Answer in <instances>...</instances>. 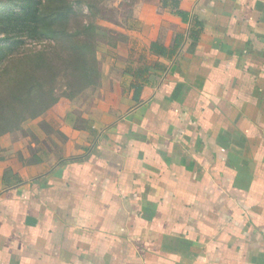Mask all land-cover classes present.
Returning <instances> with one entry per match:
<instances>
[{
	"label": "crops",
	"instance_id": "obj_1",
	"mask_svg": "<svg viewBox=\"0 0 264 264\" xmlns=\"http://www.w3.org/2000/svg\"><path fill=\"white\" fill-rule=\"evenodd\" d=\"M163 1L0 138V264H264V0Z\"/></svg>",
	"mask_w": 264,
	"mask_h": 264
},
{
	"label": "trees",
	"instance_id": "obj_2",
	"mask_svg": "<svg viewBox=\"0 0 264 264\" xmlns=\"http://www.w3.org/2000/svg\"><path fill=\"white\" fill-rule=\"evenodd\" d=\"M15 2L0 0V138L26 128L48 109L61 110L58 105L96 86L99 75L100 37L83 11L92 13L94 0ZM176 13L187 20L186 12ZM26 40L46 43L26 49Z\"/></svg>",
	"mask_w": 264,
	"mask_h": 264
},
{
	"label": "rangeland",
	"instance_id": "obj_3",
	"mask_svg": "<svg viewBox=\"0 0 264 264\" xmlns=\"http://www.w3.org/2000/svg\"><path fill=\"white\" fill-rule=\"evenodd\" d=\"M8 1V0H6ZM15 4V0H9ZM143 0H94L96 4V8L92 10V13H89L86 10V7H83L84 13H87L89 16V21L92 22L96 28V33L99 35V39L96 44L97 50V61H98V79L96 86L102 80L103 75L113 74V66L116 67V62L118 58L115 57L119 53L120 48H125V43L127 40V21L130 17H132L137 10L139 4ZM3 35H0V39ZM6 43V42H5ZM46 41L44 40H26L24 43V47L26 49H37L44 46ZM3 44L0 40V46ZM63 84V82H59ZM96 86H89L85 90L81 91L71 102H66L64 105H58L61 110H55L58 113H64L65 111H69L74 101L80 95L90 93L95 91L93 89ZM66 91H69L67 89ZM87 98V96H86ZM86 105V100L82 102ZM75 107V106H74ZM73 107V108H74ZM51 110V109H48ZM20 133L26 132V128L22 127V129L17 130ZM14 132V131H13Z\"/></svg>",
	"mask_w": 264,
	"mask_h": 264
}]
</instances>
